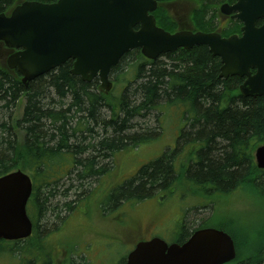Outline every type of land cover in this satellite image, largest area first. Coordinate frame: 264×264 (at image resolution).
<instances>
[{
    "label": "trees",
    "instance_id": "obj_1",
    "mask_svg": "<svg viewBox=\"0 0 264 264\" xmlns=\"http://www.w3.org/2000/svg\"><path fill=\"white\" fill-rule=\"evenodd\" d=\"M15 1L0 0V13ZM196 1L201 9L192 10L191 24L202 32L222 31L215 10L221 0ZM154 15L157 25L168 32H176L180 26L167 5L159 6ZM263 22H258V26ZM240 28L238 22H231L222 35L229 36ZM163 57L170 62L148 61L139 50L127 54L113 68L112 76L120 77V71L129 69L134 78H127L128 85L133 79L138 84L131 98L127 91L121 93L115 105L109 94L100 89L98 80L85 83L71 75L72 61L28 87L17 70H10L6 62L0 61V177L22 170L33 183L27 206L33 223L32 236L16 242L0 240V255L17 254L21 264H78L71 253L56 261L52 246L46 245L45 240L59 226L43 230L39 222L53 210L50 203L62 196L61 183L70 177L73 180L74 171H78L74 180L78 186L85 179L99 180L110 172L101 167L100 159L107 161L120 149L147 142L149 133L128 134L133 129L131 121L160 110L162 102L182 110V124L189 123V130L182 129L178 145L195 144L197 159L188 168L176 167L175 158L165 153L142 167L129 182L112 189L106 204L114 207L133 199L140 202L151 198L156 188L165 189L182 180L201 187L208 195L219 192L228 196L246 188L264 199V170L258 169L254 161L255 150L264 145V98H244L240 93L244 80L239 77L220 78L219 59L213 58L205 46ZM129 59L132 62H127ZM23 99V116L14 121L11 112ZM104 108L107 111L100 113ZM109 131L113 132L112 137ZM87 154L89 157L82 156ZM75 202L78 201L66 203L63 208L73 211L79 204L74 206ZM212 219L203 221L197 229L213 227L231 235L237 256L229 264H264V231L244 229L234 220L213 226ZM195 231L184 229L181 241ZM79 264L88 263L85 260ZM118 264H126V257Z\"/></svg>",
    "mask_w": 264,
    "mask_h": 264
},
{
    "label": "water",
    "instance_id": "obj_2",
    "mask_svg": "<svg viewBox=\"0 0 264 264\" xmlns=\"http://www.w3.org/2000/svg\"><path fill=\"white\" fill-rule=\"evenodd\" d=\"M156 0H58L53 4L25 2L10 15L0 14V43L19 50L7 64L31 82L73 60L71 75L85 83L99 79L110 92V74L129 52L157 61L179 49L208 47L221 59L220 78L244 79V98H264V0H236L221 13L235 14L243 25L241 36L222 38L218 33L177 32L159 28L153 13ZM254 71V72H253ZM257 167L264 170V145L255 152ZM32 195L31 178L21 170L0 177V240L13 242L32 236L27 213ZM236 259L232 237L222 230L196 231L183 245L154 238L140 242L127 264H228Z\"/></svg>",
    "mask_w": 264,
    "mask_h": 264
},
{
    "label": "rangeland",
    "instance_id": "obj_3",
    "mask_svg": "<svg viewBox=\"0 0 264 264\" xmlns=\"http://www.w3.org/2000/svg\"><path fill=\"white\" fill-rule=\"evenodd\" d=\"M189 2L184 1L186 9L190 12L191 7L188 9V4L193 6V2ZM172 13L174 14L173 10ZM160 61L164 64L170 62L164 57ZM127 62H132V59ZM125 73L128 76L121 77ZM133 75L129 69L120 71L122 83L120 77L112 76L111 80L115 83L109 94L112 104L115 105L121 93L126 91L128 98L132 97L138 83L136 79H133L130 86L127 82ZM125 87L127 90H123ZM133 101L131 100V103ZM161 104L163 107L161 106L160 110L131 121L133 129L128 134L149 133L147 142L120 149L107 161L100 159L101 167L110 171L104 177L99 180L95 177L85 179L81 181L82 185L78 186L74 182L78 171H74L73 180L72 177L63 180L59 188L62 196L50 203L53 210L48 211L50 213L46 219L39 222L43 230H54L59 226V229L45 240L46 245L49 243L52 246L53 254L57 256L56 261H61L71 253L69 255L78 264L85 260L88 264H118L133 250L138 241L159 237L170 244L181 237L178 233L184 232L183 225L185 230L192 231L209 218H213L210 222L213 226L223 222L228 224L234 220L244 229L263 233L264 199L260 194H254L246 188L228 196L219 192L208 195L201 187L193 188L186 184L189 182L182 180L180 183L174 182L175 187L161 190L156 188L151 198L140 202L133 199L121 202L118 206L114 204V207L110 203L106 204L112 189L129 182L142 167L162 158L164 152L178 159L177 161L181 160V164L191 163L192 158L184 149L190 145H177V136L182 128L184 131L189 130V123L182 124L181 109H176V106L167 107L166 102ZM24 105L23 99L12 110L14 121L22 118ZM106 111L104 108L100 113ZM113 135V132L109 131V136ZM194 148L196 149L195 144ZM88 155L90 154L82 156L89 157ZM185 155L187 157L183 158ZM78 158L81 159V156ZM75 186L80 188L76 187V190ZM72 201H78L79 204L73 212H69L63 205ZM77 203L73 205L76 206ZM0 264H21V261L17 254L15 257L3 254L0 255Z\"/></svg>",
    "mask_w": 264,
    "mask_h": 264
},
{
    "label": "flooded vegetation",
    "instance_id": "obj_4",
    "mask_svg": "<svg viewBox=\"0 0 264 264\" xmlns=\"http://www.w3.org/2000/svg\"><path fill=\"white\" fill-rule=\"evenodd\" d=\"M58 1V0H57ZM57 1H53L51 3H45V2H41V3H45V4H53ZM159 4V6H162V5H167L169 8L172 7V10L174 11V14L175 16L177 17V19L179 20L180 22V26L177 30H181V29H185V30H189V31H193V32H197L198 30L191 24V21H189V17L191 16V12H192V9L195 10H200L201 9V6L199 7V4H197V1L196 0H162L161 2L159 0H156ZM184 1L186 2H193V6H191V4H188L189 5V8L191 7V10L190 12L186 9V6H185V3ZM24 2L26 1H23V0H16L15 3L12 4V6H9L4 12H1L0 14H4L6 16L10 15V13H12V11L17 8L18 6H20L21 4H23ZM37 2V1H35ZM189 2V3H190ZM236 2V0H221L218 4V6L215 7V10H217V14L218 15V23L220 25V28H221V32L225 31L226 29L229 28V25L230 23L232 22H238L240 25L241 23L235 19L233 16L234 14H231L229 16H225L223 14H221V8L225 5V4H228V5H233L234 3ZM158 6V8H159ZM180 10V11H179ZM218 11H219V14H218ZM184 13L185 16L182 14ZM188 19V22L187 20ZM186 20V21H185ZM182 21L183 22H187L188 24L187 25H183L182 24ZM242 27V25H241ZM241 29V28H240ZM240 30L239 32H234L233 34L229 35V36H232V35H239L240 36ZM229 36H223L224 38L226 37H229ZM208 49V48H207ZM209 50V49H208ZM19 50H11V49H8L6 48L5 46L2 45V47L0 46V61H6L7 58L13 54H15L16 52H18ZM210 53V52H209ZM213 57V56H212ZM214 58V57H213ZM220 62V60H219ZM220 71V70H219ZM183 131L181 130L180 131V134L177 136V143H179V139H180V135ZM185 145L188 147L189 144H184L183 147H185ZM185 150H187V154L188 156H191L192 158V163L197 159V154H196V149L190 144V147L189 148H184ZM183 149V150H184ZM194 151V153H192ZM191 154V155H190ZM187 156H183V158H186ZM178 159H175V164L180 167L182 165H184L185 167L188 168L189 163L188 165H186L185 163L184 164H181V160L177 161ZM69 212H73V211H69ZM182 228H184V226H182ZM178 234H181V237L179 238L180 239V242H178L177 240V243L179 245H183L189 238H185L182 242L181 238H184V232L183 233H178Z\"/></svg>",
    "mask_w": 264,
    "mask_h": 264
}]
</instances>
